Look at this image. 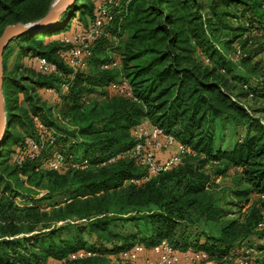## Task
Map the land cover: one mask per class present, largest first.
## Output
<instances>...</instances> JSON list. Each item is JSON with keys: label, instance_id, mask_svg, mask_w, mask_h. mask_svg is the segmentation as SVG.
Listing matches in <instances>:
<instances>
[{"label": "trees", "instance_id": "1", "mask_svg": "<svg viewBox=\"0 0 264 264\" xmlns=\"http://www.w3.org/2000/svg\"><path fill=\"white\" fill-rule=\"evenodd\" d=\"M52 1L0 0V33L8 23L42 16ZM77 1L61 14L52 28L26 32L12 39L18 42L19 54L32 55L33 62L35 55L45 56L56 63L62 74L40 72L33 63L36 72L31 75L22 73L10 80L4 75L7 127L0 147L7 143L10 149L6 158L0 156V264L107 263L97 259L100 253L95 248L98 252L95 256L69 259L74 251L93 249L86 245V235L113 241V249L118 252L140 242L134 241L139 236L147 248L167 238L175 246L203 248L209 255L224 253L222 257L231 255L228 251L231 246L243 241L252 229L257 231L258 238L264 239V226H258L264 209L261 196L264 193V121L244 99L250 97L249 92L264 98V79L254 78L264 77V68L251 75L255 64H245L249 66V79L231 73L226 54L210 38V18L202 12L201 0H120L107 27L108 34L93 44L88 60L93 69L85 72L87 65L71 77L63 52L58 53V43L43 37L71 25L70 18L74 16L71 10ZM209 1L214 14L222 2L248 4L240 14L249 24L236 23L246 31L239 57L249 59L258 55L259 62H264V31L261 30L264 0ZM93 7L94 0L87 8L89 17ZM237 12L229 15L232 17ZM61 45L64 50L62 41ZM107 50L117 55L118 68L101 67L115 57ZM119 76L128 79L135 98L108 90L107 84ZM63 81L68 82V89L64 91L60 88ZM45 87H52L58 95L51 92L50 98H43L39 92ZM100 88H106L107 92L103 93ZM89 89H97L98 93ZM19 92L23 93L24 104L19 112H12L18 105ZM33 114L56 128V146L65 154L88 157L91 161L130 147L134 141L131 128L144 117L171 133L177 142L190 146L192 152L178 165L142 183L127 181L143 171L128 158L82 170L46 169L29 159L18 166L11 163L9 154L14 144L19 145L26 135L34 134ZM15 121L22 127L27 125L29 132L23 136L13 134L10 129ZM219 124L222 128L230 125L233 132L236 127L244 130L223 145L224 136L217 134L216 129ZM78 148H82V154ZM212 159H217L218 164L211 165L217 169L210 174L204 168ZM229 166L240 171L244 183L230 189L229 202L241 209L246 204L244 214H249L252 220L244 226L234 217L218 226L216 234L206 230L196 232L205 234L204 241L198 240L197 235L191 240L190 235L195 232L188 227L195 228L201 220L211 225V221L228 211L215 203L207 188L215 183L213 175L224 173ZM35 167L43 170L38 173ZM68 170L75 173L71 184L65 173ZM72 184L76 187L74 194L48 209L29 204L17 206L13 202V196L33 190L34 185L51 194ZM251 194L258 197L249 202ZM129 222L134 230L124 232ZM139 222L145 227V234ZM119 225L122 228L113 230V226ZM262 243L251 244L261 248ZM233 250H237L232 253L235 261L239 250Z\"/></svg>", "mask_w": 264, "mask_h": 264}, {"label": "built area", "instance_id": "2", "mask_svg": "<svg viewBox=\"0 0 264 264\" xmlns=\"http://www.w3.org/2000/svg\"><path fill=\"white\" fill-rule=\"evenodd\" d=\"M120 4V0H94V7L91 17L85 22L74 18L70 28L61 33L60 40L65 45L63 58L70 68L69 76L72 77L78 70H83L88 65V60L92 55L93 44L102 36L107 35V27L112 22L115 9ZM233 20L244 25H248V19L237 12L232 16ZM264 31V26L261 28ZM242 49H237L236 54L241 55ZM206 62H210L204 56ZM34 63L37 69L43 73L62 74L61 69L55 62L50 61L45 56L35 55ZM120 61L114 57L107 63H102V68L119 67ZM224 70V69H222ZM262 81L264 77H254ZM247 88V84H242ZM61 90L68 89V82L60 84ZM107 88L117 94L134 97L132 87L128 79L119 76L107 84ZM46 91L54 92L52 87H45ZM249 92V96H252ZM35 131L32 135L25 136L21 144H14L10 152L11 163L21 166L27 159L36 160L39 166L46 169L60 170H82L87 168H97L107 165L121 158L134 160L143 168L139 175H134L127 179L128 182L142 183L156 176L160 171L168 170L178 165L182 158L191 153L190 146L177 142L175 137L166 132L161 126L152 123L148 118H142L131 128L133 144L115 154L109 155L97 161H91L88 157H77L73 154H65L58 146L56 139L58 132L55 127L46 124L38 114L32 115ZM263 122V120H262ZM73 140V139H72ZM175 146L173 151L165 157H161L160 152ZM49 147V148H48ZM218 164L217 159H212L206 163V167ZM237 169H240L237 167ZM222 174L213 175L214 182H218ZM264 197V193L261 194ZM258 226H264V209L261 211V220ZM260 250L254 244L243 245L239 249V254L234 264H264V259L259 255ZM95 249L82 248L69 254V259L84 258L97 255ZM209 253L203 248L178 247L172 244L167 238H161L148 248L142 242H134L130 247L118 252L114 264H200L209 260ZM55 261L51 264H61Z\"/></svg>", "mask_w": 264, "mask_h": 264}, {"label": "rangeland", "instance_id": "3", "mask_svg": "<svg viewBox=\"0 0 264 264\" xmlns=\"http://www.w3.org/2000/svg\"><path fill=\"white\" fill-rule=\"evenodd\" d=\"M92 1L93 0H78L77 1L78 2L77 5L75 6L74 9L71 10V13L74 14V16L70 18V24H72V21L74 18H78L79 20L81 19L83 21H86L89 18L87 8L91 4ZM201 2L203 3L202 12L204 13L206 17L210 18V23L208 24V32L211 36L210 38L226 54V59L228 60L227 64H231V68H230L231 73L237 74V76L241 79H249L250 74L253 75L257 73L256 70L259 71V69L264 68V62H259L260 60H258L257 58L259 57L258 55L257 56L253 55L252 56L253 58L248 59V58H240L239 55L236 54L237 49L239 48L242 49V47H244L243 45L245 44L244 39H245L246 31L242 30L241 27L236 25V23L238 22H235L233 18L229 15V13L234 12V11L240 12L241 10L245 9L243 8L244 5H248V4L243 3V1L238 2L237 4H228L227 2H222L218 7V11L214 14L212 13L213 11H211L209 8V2H210L209 0H201ZM80 4L81 5L83 4V6H80ZM70 26L68 28H70ZM68 28L58 31V32H54L52 35L46 34L43 37L45 40L51 39L58 43L59 55H61V53L64 51L61 45V41H60L61 33L65 30H68ZM246 48L249 49L251 48V46H247ZM4 51H5L4 53L5 54L4 55V75L7 78L6 80H10L14 77H17L21 75L22 73H25V74L28 73L29 75H31L36 72V70L33 67L34 65L33 59H31L32 55L19 54V46H18L17 40L9 41V43L4 48ZM107 51L109 52V54L117 57L116 54L111 53V50H107ZM253 63L255 64V72L252 73L248 69L249 66L245 64L251 65ZM18 66H20L21 68H19ZM91 69H93V67H89L88 65V67L84 71L87 72ZM91 90L92 92L98 93L97 89H89L90 92ZM100 90H102V92L104 91L103 93L107 92L106 88H100ZM39 93L43 98L45 97L48 98L51 94V91L41 90ZM22 97H23V93L19 92L18 100L16 102V104L18 105L16 108L12 109V112H19L20 107L24 104L22 101L23 100ZM244 99H245V102H247V104L250 105V108H252V110L256 114L261 116V118L264 121V98L263 96H259V97L250 96ZM49 103L51 104L52 101H49ZM29 124L31 125V129L34 130L31 120ZM25 126L26 127H22L18 121H15L12 123L11 125L12 128L10 130L14 131L13 134H17V135L21 134V136H23L24 134L29 132L28 126L27 125ZM222 127L223 126L220 125L216 129H217V134H219L220 136L221 134H223L224 136L223 145L227 144L229 141L234 140L238 134L237 132H242L244 130L243 127H236L235 132H233L232 127L230 125H227V127L225 128H222ZM6 144L5 145L3 144L0 147V154H1L0 156L3 158H6L5 156L7 155L10 149V147L8 148ZM82 151H83L82 148L81 149L78 148L79 154H82ZM34 169L38 173L41 170H43V169H40L39 167H35ZM216 169L217 168L215 166H211V165L204 168V170L207 172H210V174L214 172ZM38 173H36V175ZM65 173L67 174L69 178V184H71L72 181H74V178H72L75 174L74 171L68 170ZM22 178L25 179V182L29 183L26 176H23ZM237 185L243 186L244 183L240 179V171L234 170V168L231 173H227L225 175L223 174L222 178L218 182L210 183V186L207 188V190L208 192H210L212 198H214L215 203L220 204L228 211H225V214L222 217H220L218 220L211 221V225L208 223L206 224L203 220H201V222L196 223L197 225L195 224L196 226L195 228L193 226L188 227V228H191L193 232H195V233H191L190 235L191 240H193V238L197 235L196 232L198 233L201 230H206V231L212 232L213 234L218 233V230H217L218 226L225 224L226 222H228L234 217L237 218L239 220V223H241L244 226H247L249 224L250 220H252V217L249 216L248 213H247L248 216H245L246 214L245 210L247 209V205L245 204V206H243V208L241 209V206L240 207L234 206L233 204L229 202V200L232 199V197H229L230 189ZM32 187H33V190L31 191L27 190V191H24L23 194L20 193L16 196H13V202L17 206H23V205L29 204V205H36L42 209H45V208L48 209L50 205L54 203H59V202L67 200L69 197H71L74 194L76 190L75 185L72 184L71 186H68L67 188L65 187L62 190L54 191L51 194H46L45 188L41 186L38 187L36 185ZM0 188H1V184H0ZM255 199H256V196L254 194H251V198L249 202L250 201L252 202ZM261 205H263V203H261ZM263 208L264 206L262 207V209ZM139 223H140L139 227L142 230L141 232L145 234L146 233L145 227L143 226L141 222ZM133 226L134 225H131V222H129L124 232L134 230ZM112 228L113 230L115 229L118 230L122 227H120L119 225L115 227L113 226ZM190 230H188L187 233H190ZM252 230L249 232V235L243 239V241L241 242L238 241L236 245L231 246V248L228 250L231 255L227 257H222L224 253L219 254L215 252L213 253V255H210L209 260L207 262L200 263V264H234L233 263L234 257H232V253L235 254L237 250L235 251L233 249L236 248L239 250L243 245H250L251 243H255V242H260V243L263 242L261 244L262 245L261 248H258V250H260L259 252L260 257L264 259V239L258 238V236L256 235L257 231L253 230L254 231L253 232ZM197 236L199 238L198 240L204 241V238H205L204 233L200 232V234H198ZM86 237H87L85 240L86 245L90 246L93 249L95 248L100 253V256L97 259H104V261H107V263L105 264H114V261L118 254V250L113 249V246H114L113 241L104 240L97 235H89V236L86 235ZM135 240L136 241L139 240L141 242V238L139 236L136 237L134 241ZM118 244L120 245V243ZM191 245H193L192 242H191Z\"/></svg>", "mask_w": 264, "mask_h": 264}, {"label": "water", "instance_id": "4", "mask_svg": "<svg viewBox=\"0 0 264 264\" xmlns=\"http://www.w3.org/2000/svg\"><path fill=\"white\" fill-rule=\"evenodd\" d=\"M75 0H53L48 10L40 17L31 21H16L6 24L0 33V144L7 127L5 99L3 94V52L10 40L20 34L32 31H42L52 28L59 20L61 14L68 9Z\"/></svg>", "mask_w": 264, "mask_h": 264}, {"label": "crops", "instance_id": "5", "mask_svg": "<svg viewBox=\"0 0 264 264\" xmlns=\"http://www.w3.org/2000/svg\"><path fill=\"white\" fill-rule=\"evenodd\" d=\"M174 147L175 146H172L171 148H169L168 150H163V151H161L160 152V154L159 155H161V157H165L167 154H169V153H171L172 151H173V149H174ZM234 170H236V169H234ZM233 171V167H231V166H229L228 168H227V170L224 172V173H222V175L224 174H227V173H231ZM230 194V193H229ZM255 195V194H254ZM256 196V198L258 197V195H255ZM229 197H231V194H230V196ZM60 222V221H59Z\"/></svg>", "mask_w": 264, "mask_h": 264}]
</instances>
